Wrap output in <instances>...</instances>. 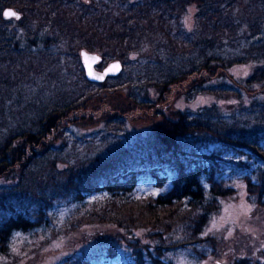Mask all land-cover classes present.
Returning <instances> with one entry per match:
<instances>
[{
  "label": "trees",
  "instance_id": "1",
  "mask_svg": "<svg viewBox=\"0 0 264 264\" xmlns=\"http://www.w3.org/2000/svg\"><path fill=\"white\" fill-rule=\"evenodd\" d=\"M68 1L65 7L64 0H0V181H9L0 182V256H16L17 234L35 236L54 226L53 207L64 201L79 210L66 225L78 224L89 212L130 233L145 227L154 243L134 254L107 245L54 264H176L177 251L197 262L205 254L198 243L210 238V222L237 181L245 183L251 201L264 205V0ZM192 6L187 29L184 19ZM5 7L20 18L3 19ZM51 12L52 28L63 35L52 32L45 43L38 29H51L41 23L19 35L25 20H44ZM62 36L101 55L97 67L119 60L122 73L89 83L78 64L88 91L62 80L51 94L37 89L32 94L33 83L46 70L52 73L33 60L23 65L18 56L30 45H44L45 54H52L51 45ZM183 56L189 60L177 65ZM236 65H250V72L236 79L223 74ZM188 80L187 99L213 94L222 101L181 110L139 147L78 148L80 158L64 151V139L40 149L59 130L61 118L103 90H120L134 107L149 109ZM124 121L121 115L106 120L117 126L116 134ZM145 180L156 192L138 195ZM96 192L99 203L87 205ZM8 259L2 264H14Z\"/></svg>",
  "mask_w": 264,
  "mask_h": 264
},
{
  "label": "rangeland",
  "instance_id": "2",
  "mask_svg": "<svg viewBox=\"0 0 264 264\" xmlns=\"http://www.w3.org/2000/svg\"><path fill=\"white\" fill-rule=\"evenodd\" d=\"M81 1L92 2L91 0H79V2ZM64 2L65 7L68 6L69 1L64 0ZM77 5L75 1L74 7H78ZM193 13L194 8L192 6L184 19L187 29L192 27ZM25 16L27 19L28 11ZM38 17L36 16L33 22L25 20V26H22V29L19 28L21 31L19 35L24 36L26 32L24 33L25 30L23 29L34 30L40 23L45 24L43 28L51 29L49 32L44 29L43 33H40V29H38V36L43 37L45 43L48 42L47 38L52 40V32L63 35V33L52 28V12L44 20H38ZM60 22H65V19H60ZM57 40L56 44L51 43L49 53L52 54H45L44 45L32 47L30 45L22 55L18 56L23 65L33 60L37 66H48V72L52 73V76H49L46 70L43 76L38 78L29 88V92L33 94L37 89V92L42 91V94H51L50 90L59 86L62 80L75 83L72 87L77 90L88 91L87 87H82L81 76L77 69L78 64L81 65L78 51L80 50L78 48L81 43L80 40H72L67 36L59 37ZM227 49L229 50V48ZM188 60V56H183L176 63L181 66L186 64ZM99 64L96 65V68L101 70L102 66L97 67ZM128 72L129 70H127V74ZM249 72L250 65H236L229 72H223V74L236 79L247 75ZM189 81L169 88L168 92L156 103V106L149 109L134 107L120 90H103L98 94L99 96L97 95L90 100L84 107L61 118L57 124L59 130L49 134L40 149L49 144L47 148L58 146L64 139L67 144L64 151L74 153L72 157L80 158L81 152L87 147L106 149L110 152L117 151L116 147L125 148L126 144L129 147L134 145L139 147L162 122L164 123L167 119L176 120L181 110L189 109L195 112L204 104L213 101L220 102L221 99L213 94H204L193 99H187L185 94ZM230 103H234V101ZM117 115L125 118V124L122 131L120 130L116 134L117 126L106 122V120L108 117ZM107 153L109 154V152ZM137 159L139 158L130 160ZM135 167L139 168L138 165ZM0 182L8 183L9 181ZM235 186L236 190L222 198L221 210L210 222L207 232L210 238L206 242L198 243V249L201 252L204 251L205 254L201 256L200 260L193 262L185 258L184 252L177 251L176 264H264V205L248 198L244 182L237 181ZM149 192L155 193L156 189L149 180H145L139 185L137 194L146 195ZM100 194L98 192L91 194L88 197L91 200L87 202V205L91 202L99 203ZM53 210L57 216L54 226L50 225L48 230L40 231L35 236L17 234L12 250L16 256H0V264L9 262L8 258L15 259L14 264L60 263L70 254L77 255L81 251L103 249L107 245L134 254L140 247L141 250H144L149 241L154 243L153 238L148 237L145 227L135 229L134 233H130L124 226H120L114 221L107 222L101 216L91 217L89 212H84L87 216L83 217L78 224L66 225L67 219L79 211L73 202L57 203ZM77 219H79L78 216ZM127 224L129 225V222Z\"/></svg>",
  "mask_w": 264,
  "mask_h": 264
},
{
  "label": "water",
  "instance_id": "3",
  "mask_svg": "<svg viewBox=\"0 0 264 264\" xmlns=\"http://www.w3.org/2000/svg\"><path fill=\"white\" fill-rule=\"evenodd\" d=\"M7 11L14 12L16 15H4ZM20 16L21 14L11 7H5L2 10V17L5 20L12 18L19 19ZM79 57L84 71V76L86 80L91 83L103 82L107 77L117 76L122 70V64L119 60L110 61L101 70L97 69L96 65L102 61V57L98 53L88 51L84 48L79 50Z\"/></svg>",
  "mask_w": 264,
  "mask_h": 264
},
{
  "label": "snow or ice",
  "instance_id": "4",
  "mask_svg": "<svg viewBox=\"0 0 264 264\" xmlns=\"http://www.w3.org/2000/svg\"><path fill=\"white\" fill-rule=\"evenodd\" d=\"M4 15H6V16H14L16 14L14 12L7 11V12L4 13ZM113 67H115V66H113Z\"/></svg>",
  "mask_w": 264,
  "mask_h": 264
}]
</instances>
